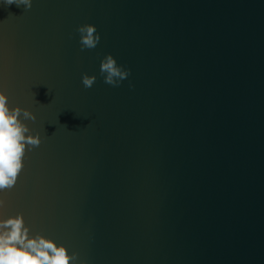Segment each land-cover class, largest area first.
I'll use <instances>...</instances> for the list:
<instances>
[{
  "label": "water",
  "instance_id": "water-1",
  "mask_svg": "<svg viewBox=\"0 0 264 264\" xmlns=\"http://www.w3.org/2000/svg\"><path fill=\"white\" fill-rule=\"evenodd\" d=\"M0 90L42 136L0 218L85 264H264V0H0Z\"/></svg>",
  "mask_w": 264,
  "mask_h": 264
},
{
  "label": "clouds",
  "instance_id": "clouds-1",
  "mask_svg": "<svg viewBox=\"0 0 264 264\" xmlns=\"http://www.w3.org/2000/svg\"><path fill=\"white\" fill-rule=\"evenodd\" d=\"M3 3L23 6L25 12L32 8L33 0H3ZM77 32L80 34L81 51L96 48L101 40L95 24H81ZM130 73L131 70L118 64L111 53L103 58L100 65L104 82L112 86H119ZM96 79L95 75L85 73L82 84L91 88ZM36 119L31 109L10 106L8 95L0 90V192L11 190L16 185L24 167L26 151L42 143L41 134H32L33 130L25 123ZM5 206L6 200L0 197V208ZM30 229L23 213L0 218V264H73L78 261V253H70L66 245L43 234L32 235ZM78 264L85 262L78 261Z\"/></svg>",
  "mask_w": 264,
  "mask_h": 264
}]
</instances>
